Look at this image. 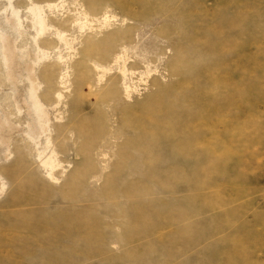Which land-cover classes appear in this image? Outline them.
Returning <instances> with one entry per match:
<instances>
[{
	"label": "rangeland",
	"instance_id": "obj_1",
	"mask_svg": "<svg viewBox=\"0 0 264 264\" xmlns=\"http://www.w3.org/2000/svg\"><path fill=\"white\" fill-rule=\"evenodd\" d=\"M0 264H264V0H0Z\"/></svg>",
	"mask_w": 264,
	"mask_h": 264
},
{
	"label": "bare ground",
	"instance_id": "obj_2",
	"mask_svg": "<svg viewBox=\"0 0 264 264\" xmlns=\"http://www.w3.org/2000/svg\"><path fill=\"white\" fill-rule=\"evenodd\" d=\"M29 12H31V14H33V24L34 23H36V24H39V21H40V19H41V15L40 14H38V10L36 9V8H32V9H30L29 10ZM44 30V28L43 27H41V29L39 30V33H41L42 31ZM5 59V58H4ZM6 62V61H5ZM30 75V74H29ZM34 85V84H33ZM32 86V85H31ZM32 89V88H31ZM34 94V93H33ZM35 96H33V98H32V102L30 103L31 104V108H33L34 107V112L36 113V115H37V118H39V120H43L44 119V116H43V111H41V107H40V105L37 103L39 100L38 99H36V98H34ZM36 100H38V101H36ZM47 115V114H46ZM47 118V117H46ZM151 118V117H150ZM152 120H153V118H151ZM172 119L173 118H171L170 116H167V120H169V121H172ZM48 120V119H47ZM37 123H38V121H36ZM46 122V121H45ZM44 122V123H45ZM36 123V124H37ZM47 123V122H46ZM41 124H43V122L41 123ZM43 126V125H42ZM41 126V127H42ZM257 128V127H256ZM32 130V129H31ZM246 132H248V131H246ZM239 136H241V135H239ZM29 137V136H28ZM32 137H30V139H31ZM199 146H201V147H203L201 144L199 145ZM200 147V148H201ZM211 147H213V146H211ZM210 152V151H209ZM232 152V151H231ZM47 160V159H46ZM54 161L52 160V159H50V158H48V160L46 161V162H44V164H45V166L47 167V168H49V169H52L53 168V166H54V163H53Z\"/></svg>",
	"mask_w": 264,
	"mask_h": 264
}]
</instances>
